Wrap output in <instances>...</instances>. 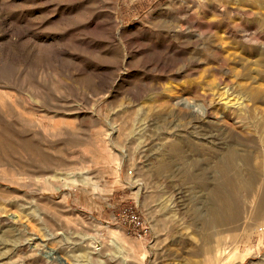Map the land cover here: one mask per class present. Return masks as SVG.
Returning <instances> with one entry per match:
<instances>
[{
	"label": "rangeland",
	"instance_id": "obj_1",
	"mask_svg": "<svg viewBox=\"0 0 264 264\" xmlns=\"http://www.w3.org/2000/svg\"><path fill=\"white\" fill-rule=\"evenodd\" d=\"M240 1L0 0V264H264V0Z\"/></svg>",
	"mask_w": 264,
	"mask_h": 264
},
{
	"label": "bare ground",
	"instance_id": "obj_2",
	"mask_svg": "<svg viewBox=\"0 0 264 264\" xmlns=\"http://www.w3.org/2000/svg\"><path fill=\"white\" fill-rule=\"evenodd\" d=\"M219 2H221V3H226L227 2V0H218ZM246 1L247 0H241L240 1V3H246ZM254 2V0H249V2ZM165 7V6H164ZM163 7V8H164ZM163 8H161L160 9V11H162V9ZM153 18H154V20L155 21H159V22H165V23H167L168 22V20H167V18H166V14H164V13H158V14H155L154 16H153ZM176 19V18H175ZM179 29L181 30V31H184L185 30V27L182 25V27H181V25L179 26ZM191 35H192V32L190 33ZM264 72V71H263ZM263 74V73H262ZM264 75V74H263ZM193 84H196V81H193L192 82ZM197 83H199V81H197ZM254 94V97H255V99L256 100H263L264 99V89H262V90H259V91H257V92H254L253 93ZM223 136V135H222ZM215 139V138H214ZM208 142H210V141H208ZM207 142V143H208ZM219 142H221V141H219ZM223 142V141H222ZM226 142V141H225ZM212 143V142H211ZM224 143V142H223ZM209 144V143H208ZM213 144H215V143H213ZM218 144V143H217ZM226 144H227V142H226ZM216 146V145H215ZM214 146V147H215ZM224 146V145H223ZM226 146V145H225ZM230 146V145H229ZM213 147V146H212ZM219 147V146H218ZM222 148V147H221ZM232 149V148H231ZM235 148H233V150H234ZM227 150H229V148H227ZM237 156H240L239 154H234V153H230L229 154V156L226 158V159H224L223 160V162H226V164H229V162L232 164V159H234V158H237ZM220 171V170H219ZM224 170H221L220 172H223ZM214 195H215V193H214Z\"/></svg>",
	"mask_w": 264,
	"mask_h": 264
},
{
	"label": "built area",
	"instance_id": "obj_3",
	"mask_svg": "<svg viewBox=\"0 0 264 264\" xmlns=\"http://www.w3.org/2000/svg\"><path fill=\"white\" fill-rule=\"evenodd\" d=\"M123 221L128 224H132L135 229L133 232L135 235L142 236L147 234V227L145 225V222L143 221L142 217L134 212V211H129L125 215H123Z\"/></svg>",
	"mask_w": 264,
	"mask_h": 264
}]
</instances>
